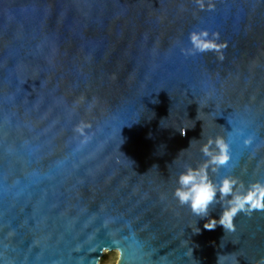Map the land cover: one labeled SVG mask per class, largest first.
I'll return each mask as SVG.
<instances>
[{
    "label": "water",
    "instance_id": "obj_1",
    "mask_svg": "<svg viewBox=\"0 0 264 264\" xmlns=\"http://www.w3.org/2000/svg\"><path fill=\"white\" fill-rule=\"evenodd\" d=\"M217 135L264 182V0H0V264H256L264 210L172 196Z\"/></svg>",
    "mask_w": 264,
    "mask_h": 264
},
{
    "label": "clouds",
    "instance_id": "obj_2",
    "mask_svg": "<svg viewBox=\"0 0 264 264\" xmlns=\"http://www.w3.org/2000/svg\"><path fill=\"white\" fill-rule=\"evenodd\" d=\"M207 35L206 32L200 35L194 33L191 37L201 52L218 47L213 40L203 38ZM180 133L184 135L185 129H181ZM248 143L250 140H245V144ZM199 151L204 160L197 165H186L178 173L172 196L180 206L187 207L195 217L207 218L203 225L204 229L214 230L220 225L225 232L235 231L234 221L239 213L250 215L251 211L264 210V182L258 181L244 186L234 176L214 178L213 174L231 158L230 145L223 136L208 137L200 145ZM214 205H219L221 208L218 219L210 215ZM192 230L196 233L200 231L196 223ZM217 264H222L220 255ZM256 264H264V257H260Z\"/></svg>",
    "mask_w": 264,
    "mask_h": 264
},
{
    "label": "rangeland",
    "instance_id": "obj_3",
    "mask_svg": "<svg viewBox=\"0 0 264 264\" xmlns=\"http://www.w3.org/2000/svg\"><path fill=\"white\" fill-rule=\"evenodd\" d=\"M118 255L119 253L116 250L107 251L105 252V255L102 257L100 264H116Z\"/></svg>",
    "mask_w": 264,
    "mask_h": 264
}]
</instances>
